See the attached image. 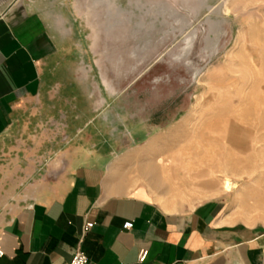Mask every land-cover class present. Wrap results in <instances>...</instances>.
<instances>
[{
	"label": "rangeland",
	"instance_id": "rangeland-1",
	"mask_svg": "<svg viewBox=\"0 0 264 264\" xmlns=\"http://www.w3.org/2000/svg\"><path fill=\"white\" fill-rule=\"evenodd\" d=\"M47 3L58 67L0 141L11 202L25 172L33 178L91 125L112 144L126 190L175 207L217 198L235 221L263 227L264 0Z\"/></svg>",
	"mask_w": 264,
	"mask_h": 264
},
{
	"label": "crops",
	"instance_id": "crops-1",
	"mask_svg": "<svg viewBox=\"0 0 264 264\" xmlns=\"http://www.w3.org/2000/svg\"><path fill=\"white\" fill-rule=\"evenodd\" d=\"M47 5L0 0V141L58 67L60 28ZM73 133L33 178L24 170L21 200L4 192L10 184L0 189V264H68L79 248L96 264H264V226L235 221L217 198L175 207L126 190L109 140L91 125Z\"/></svg>",
	"mask_w": 264,
	"mask_h": 264
},
{
	"label": "built area",
	"instance_id": "built-area-1",
	"mask_svg": "<svg viewBox=\"0 0 264 264\" xmlns=\"http://www.w3.org/2000/svg\"><path fill=\"white\" fill-rule=\"evenodd\" d=\"M133 225L134 224L132 221H127L124 223L123 228L131 229ZM92 226L93 223H86L84 226V233H87ZM3 254L4 251L0 248V256H2ZM148 254V249H141L138 256L139 261L144 262L147 259ZM68 264H96V262L92 260L82 249L79 248Z\"/></svg>",
	"mask_w": 264,
	"mask_h": 264
},
{
	"label": "bare ground",
	"instance_id": "bare-ground-1",
	"mask_svg": "<svg viewBox=\"0 0 264 264\" xmlns=\"http://www.w3.org/2000/svg\"><path fill=\"white\" fill-rule=\"evenodd\" d=\"M151 174H152V177L154 175V171H151ZM155 178H153L154 180ZM155 182V181H154ZM234 187V183L231 181V179L227 176L224 177V180H223V189L226 191V192H230Z\"/></svg>",
	"mask_w": 264,
	"mask_h": 264
}]
</instances>
